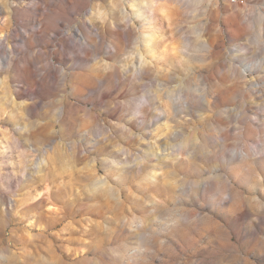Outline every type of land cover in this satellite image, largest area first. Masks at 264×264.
<instances>
[{"label": "clouds", "instance_id": "clouds-1", "mask_svg": "<svg viewBox=\"0 0 264 264\" xmlns=\"http://www.w3.org/2000/svg\"><path fill=\"white\" fill-rule=\"evenodd\" d=\"M0 264H264V0H0Z\"/></svg>", "mask_w": 264, "mask_h": 264}]
</instances>
